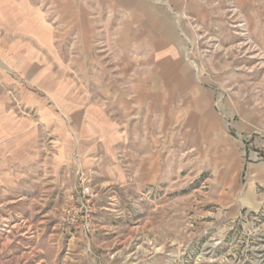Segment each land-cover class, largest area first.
Wrapping results in <instances>:
<instances>
[{
  "label": "crops",
  "instance_id": "obj_1",
  "mask_svg": "<svg viewBox=\"0 0 264 264\" xmlns=\"http://www.w3.org/2000/svg\"><path fill=\"white\" fill-rule=\"evenodd\" d=\"M230 1L248 22L264 11V0H0V67L24 69L37 92L19 89L18 100L42 123L0 119L2 189L71 195L83 171L97 191L138 190L167 178L176 149H202L205 158L209 148L214 202L233 213L264 209V143L246 127L254 149L232 141L214 107L220 77L200 72L196 57L200 35L228 41ZM42 127L57 138L41 141ZM247 151L259 157L242 162ZM28 207L29 215L38 209ZM38 222L17 227L21 264L38 250Z\"/></svg>",
  "mask_w": 264,
  "mask_h": 264
},
{
  "label": "rangeland",
  "instance_id": "obj_2",
  "mask_svg": "<svg viewBox=\"0 0 264 264\" xmlns=\"http://www.w3.org/2000/svg\"><path fill=\"white\" fill-rule=\"evenodd\" d=\"M225 14L228 41L222 42L217 35H200L196 57L202 65L200 72L220 77L221 82L215 84L214 107L232 141L242 150H253L252 135L258 137V147L264 143V36L260 35L264 11L258 20L248 22L233 2L227 4ZM17 60L26 62L21 55ZM208 63L213 64L212 70ZM18 65L0 67V96L7 110L0 119L16 121L25 116L41 127L42 123L19 103V89L37 90ZM224 109L229 110L228 114L223 113ZM245 127L254 131L250 137H243ZM42 130L41 141L57 138L43 127ZM18 136L11 135L9 139ZM127 150L122 149V156ZM42 151L47 152V147ZM188 151L185 147L176 149V156L166 165L167 178L155 184L114 192L95 188L94 225L87 234L59 224V210L68 202L69 192L57 190L46 195L43 190L36 193L28 189L24 196H18L15 192L22 188H8L5 192L0 182V227L6 219L16 223V215L25 219V224L16 223V229L0 230V242L9 239L6 251L0 254V264L23 262L19 257L24 249L16 241L20 232L17 227L21 225L23 231L37 221L38 250L28 254L23 264H36V260L38 264H264V209L242 208L233 213L219 207L213 200L217 194L209 179L210 163H206L210 149H206L205 158L200 155L202 149L195 155ZM238 157L243 162V158L259 155L247 151ZM237 181L244 182L243 172ZM30 203L38 205L32 215L25 210ZM32 256L35 258L30 259Z\"/></svg>",
  "mask_w": 264,
  "mask_h": 264
},
{
  "label": "built area",
  "instance_id": "obj_3",
  "mask_svg": "<svg viewBox=\"0 0 264 264\" xmlns=\"http://www.w3.org/2000/svg\"><path fill=\"white\" fill-rule=\"evenodd\" d=\"M232 3L230 1L228 5ZM76 185V189L70 195L68 202L61 207L58 220L63 227L87 234L92 231L94 225V198L97 192L94 190L90 175L83 171H78ZM16 218L18 220L16 223L24 224L22 216L16 215ZM13 226L14 224L6 219L0 230L7 232Z\"/></svg>",
  "mask_w": 264,
  "mask_h": 264
}]
</instances>
